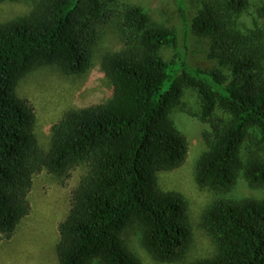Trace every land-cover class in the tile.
Listing matches in <instances>:
<instances>
[{"label": "trees", "instance_id": "trees-1", "mask_svg": "<svg viewBox=\"0 0 264 264\" xmlns=\"http://www.w3.org/2000/svg\"><path fill=\"white\" fill-rule=\"evenodd\" d=\"M110 1L0 0L29 5L25 15L0 23V242L30 215L35 175L62 180L83 166L56 227L57 264H142L122 243L134 227L155 261L184 259L192 238L187 202L158 183L189 155L171 119L178 108L206 126L193 176L198 187L226 192L241 178L262 191L259 198L218 197L205 208L202 226L214 252L190 264H264V26L240 24L247 0L202 1L190 27L209 41L208 59L220 68L207 71L179 52L176 30L154 24L138 6L115 11ZM177 1L184 22L185 0ZM258 16L264 20V4ZM113 18L122 47L101 61L110 98L65 112L42 151L18 83L43 66L84 74L100 29ZM187 89L200 98L197 114L182 104Z\"/></svg>", "mask_w": 264, "mask_h": 264}, {"label": "rangeland", "instance_id": "rangeland-1", "mask_svg": "<svg viewBox=\"0 0 264 264\" xmlns=\"http://www.w3.org/2000/svg\"><path fill=\"white\" fill-rule=\"evenodd\" d=\"M204 0H185L186 20L179 16L177 0H111L115 11L127 6L143 8L150 20L161 27L174 29L178 33V50L185 55L188 63L207 71L220 69L215 61L208 59V40L197 36L191 30V21ZM248 5L240 15L239 22L244 29H253V22L264 26L258 16V8L264 0H247ZM29 10L26 3H0V23L25 15ZM241 27V28H243ZM117 30V20L112 19L100 29L99 38L94 45L90 66L79 76H66L57 67L43 66L24 77L16 88L17 95L32 106L36 122L34 133L39 149L49 150L51 127L68 110L80 109L89 104H100L110 98L111 87L101 69L105 55L121 50ZM163 57L168 60L169 52L164 50ZM225 73V72H224ZM182 104L191 113L200 110V98L196 91L186 90ZM172 112V121L184 133L189 143L186 163L178 170L159 174L158 183L162 190L183 195L188 206V221L192 238L184 259L176 263H161L151 258L140 245L137 228L127 229L122 234V243L142 264H190L193 261L209 258L214 248L210 237L202 226L205 208L216 198L241 199L259 198L261 190L251 189L241 178L226 192H215L200 188L194 181L195 163L205 150L201 134L206 130L195 116ZM85 167L78 166L59 180L47 171L35 175L29 194L30 215L17 226L10 239L0 242V264H57L55 246L58 236L57 224L64 220L69 210L71 192L85 175Z\"/></svg>", "mask_w": 264, "mask_h": 264}]
</instances>
